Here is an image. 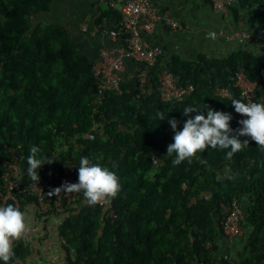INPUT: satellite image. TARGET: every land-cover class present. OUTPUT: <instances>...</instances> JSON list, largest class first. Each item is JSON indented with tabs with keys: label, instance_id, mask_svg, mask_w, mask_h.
I'll return each instance as SVG.
<instances>
[{
	"label": "trees",
	"instance_id": "16d2710c",
	"mask_svg": "<svg viewBox=\"0 0 264 264\" xmlns=\"http://www.w3.org/2000/svg\"><path fill=\"white\" fill-rule=\"evenodd\" d=\"M248 2L234 4L244 8ZM255 3L264 8V0L250 2ZM234 4L228 10L236 18ZM50 5L51 0H0V170L10 148H17L23 180L30 179L27 158L32 146L40 150L37 158L54 159L50 169L47 163L37 169L46 182L50 210L66 160L79 167L85 156L116 173L121 189L109 200L114 217L99 204L89 205L83 192H78L77 207L66 209L71 216L64 218L59 232L66 250L72 249L69 263L264 264V148L240 137L249 144L231 159L225 158L230 149L212 147L178 165L172 163L175 153L166 154L174 135L168 119L175 118L177 130L182 128L188 118L182 114L185 107L228 112L230 126L240 127L243 117L235 112L232 99L215 96L213 88L227 85L233 72L242 69L260 82L264 94V56L239 49L195 62L172 58L164 66L180 80L192 82L189 96L175 105L162 102L156 89L157 64L147 69L148 94L136 96L135 84L122 80L121 93L107 92L98 105L103 112L99 116L94 113L93 62L78 52L63 28L30 21ZM158 113L165 118L159 120ZM87 133L93 138L84 137ZM234 198L242 207L243 233L232 249L243 243L247 253L228 260L227 245L220 249L226 239L219 221L223 206ZM19 199L18 208L25 199L35 201L31 194ZM214 240L219 244L206 246ZM13 250L9 264L28 253L22 244Z\"/></svg>",
	"mask_w": 264,
	"mask_h": 264
},
{
	"label": "crops",
	"instance_id": "0c3cea01",
	"mask_svg": "<svg viewBox=\"0 0 264 264\" xmlns=\"http://www.w3.org/2000/svg\"><path fill=\"white\" fill-rule=\"evenodd\" d=\"M251 1L244 8L236 3L233 5L238 6L236 19L233 10L226 13L214 10L210 0H155L160 11L177 20L181 27L171 30L165 24L157 23L145 39L159 47L163 63L170 62L172 58L195 62L201 56L219 57L239 49L264 56V43L255 39L227 40L217 36L220 30L226 33L236 29L255 32L264 24V8L258 3L250 4ZM103 4L100 0H51L50 8L34 15L30 21L32 25L48 24L63 28L78 52L95 63L101 59V49L119 52L124 47L120 40L107 34L118 14L115 9ZM61 7L62 15L58 14ZM209 33H214L215 39L210 38ZM135 68L133 62H125L124 81L133 82L131 74ZM20 209L26 212L30 227L21 239L14 241L13 248L22 244L27 247L28 253L22 259L16 258L14 264H70L68 257L72 249L66 250L59 232L64 218L71 216L70 211L48 209L41 212L33 199L22 201Z\"/></svg>",
	"mask_w": 264,
	"mask_h": 264
},
{
	"label": "built area",
	"instance_id": "2783aa9c",
	"mask_svg": "<svg viewBox=\"0 0 264 264\" xmlns=\"http://www.w3.org/2000/svg\"><path fill=\"white\" fill-rule=\"evenodd\" d=\"M109 8L117 11L118 17L114 26L107 30V34L112 39H118L123 43V50L114 52V50L101 49V59L92 65V73L97 81L96 92L93 96L95 106L94 113L99 116L103 114L99 110L105 99L107 92L120 94V83L124 80V64L131 61L136 65L135 71L131 74L133 83L136 86V96L146 95L151 90L149 67L160 64L161 67L156 74L157 91L159 99L167 104L175 105L181 102L185 97L194 91V85L189 80H180L165 63L161 62L160 50L156 45L151 44L145 39V36L151 34L157 23L168 26L171 30L181 27L179 22L174 18L162 13L158 8L155 0H100ZM214 10L226 13L228 8L236 0H210ZM218 37H224L227 40L233 38L244 40L249 37L264 41V24L256 34H250L243 29L232 30L226 33L223 30L217 32ZM262 85L247 76L242 70L238 69L233 72V78L227 85H217L213 88L215 96L223 99H233L238 95L244 102H262L264 103V94ZM95 130V127L92 128ZM84 137L92 139L93 134L87 133ZM52 164V163H51ZM51 164L47 163L48 169ZM78 166L75 161L66 160L62 166L63 182H77ZM47 173L49 170L46 171ZM0 206H6L11 203L16 207L19 206L21 194H31L35 197V202L39 211H47L50 207V200L45 194L46 182L40 178L37 182L23 180L20 160L17 148H10L9 155L3 163L0 170ZM80 199L78 192H65L63 190L56 192L51 200V208L55 212H63L67 208H76ZM80 201H84L81 199ZM105 208L107 215L114 217L111 211L110 202L99 204ZM223 216L219 221L220 230L228 242L227 259H231L232 245L235 240L242 236L243 233V213L241 204L237 199H232L227 206H223ZM218 245V241L206 242V246Z\"/></svg>",
	"mask_w": 264,
	"mask_h": 264
},
{
	"label": "clouds",
	"instance_id": "9594fccd",
	"mask_svg": "<svg viewBox=\"0 0 264 264\" xmlns=\"http://www.w3.org/2000/svg\"><path fill=\"white\" fill-rule=\"evenodd\" d=\"M257 31L248 32L256 34ZM209 37L215 39V34L209 33ZM248 39L254 38L249 37L244 40ZM255 40L264 43V41L259 39ZM231 104L235 112L243 117L238 120L240 127L236 129L230 126L232 119L230 113L214 110L208 106L206 111H200L192 106L185 107L182 114L188 118L183 122V127L179 130H177L178 121L175 118L168 119L174 135L173 142L167 146L166 154L172 156L175 153L173 164L178 165L186 159L191 160L196 153L203 152L208 147L222 150L230 149L227 151L225 158L231 159L235 153L241 151L249 144L248 139L241 140L240 137H248L256 145L264 148V103H246L243 99L234 98L231 100ZM193 113L195 114L190 115ZM158 116L159 120L165 118L160 113H158ZM39 151L37 146H32L27 158L29 165L27 169L28 175L35 182L40 179L37 169L44 163L51 164L54 160L46 157L37 158ZM77 171V182L64 181L53 192L61 190L65 192H83V196L89 205L105 203L115 198L120 192L121 185L116 173L108 167L101 166L99 163H91L88 157H80ZM29 227L25 211L13 204L0 206V261L3 264H9L12 260L15 255L13 250L14 241L21 239L29 230Z\"/></svg>",
	"mask_w": 264,
	"mask_h": 264
},
{
	"label": "rangeland",
	"instance_id": "374dc122",
	"mask_svg": "<svg viewBox=\"0 0 264 264\" xmlns=\"http://www.w3.org/2000/svg\"><path fill=\"white\" fill-rule=\"evenodd\" d=\"M103 5H105V4H103ZM62 13H63V8L61 7V9L59 10V13L58 14H61L62 15ZM219 173H220L221 176H223L225 172H224V170H221V171H219ZM204 196L208 197L209 196V193H205ZM227 244H228V242L226 240H223V242L220 243V249H223V248L225 249V247H226L225 245H227ZM241 251H242V253H247V251L243 247V243L242 244L235 245V247H233V249L231 250V259L232 260H238L239 253ZM215 259L219 260V257L216 256Z\"/></svg>",
	"mask_w": 264,
	"mask_h": 264
}]
</instances>
